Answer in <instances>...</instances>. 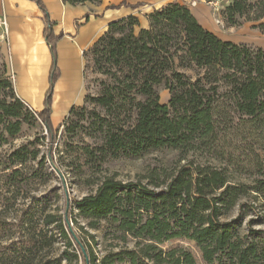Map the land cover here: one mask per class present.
Wrapping results in <instances>:
<instances>
[{
	"label": "trees",
	"instance_id": "16d2710c",
	"mask_svg": "<svg viewBox=\"0 0 264 264\" xmlns=\"http://www.w3.org/2000/svg\"><path fill=\"white\" fill-rule=\"evenodd\" d=\"M32 1L43 13L52 55L49 88L42 110L34 111L15 96L13 78L1 79L0 127L13 136L23 122L37 117L53 148L58 140L53 97L61 76L57 44L65 34L55 33L44 1ZM102 1L63 0L74 6ZM144 4L128 6L136 10ZM122 5L126 2L112 7ZM144 16L147 26L136 14L111 21L84 52V103L72 107L64 121L68 124L79 114L82 121L86 115L92 119L98 139L86 148L92 162L158 149L178 151L177 162L154 167L136 179L106 175L94 192L71 204L65 199L63 213L42 206L38 218L33 211L10 217L12 198H0V264H198L188 248L165 247L179 239L194 242L208 264H264L261 231L249 223L248 234H242L243 214L232 215L251 195L264 200V178L243 182L250 172L240 158L231 156L217 165L189 156L201 146L212 147L222 125L238 135L257 133L264 139V49L220 38L188 5L176 1ZM221 16L229 26L253 22L264 33V0H226ZM90 68L100 77L95 96L88 82ZM191 69L199 73L191 76L186 72ZM161 86L171 94L167 104L161 102ZM73 129L69 124L66 131ZM20 149L13 153L20 164L39 156L26 146ZM255 156L261 158L259 153ZM54 168L59 169L55 164ZM19 174L16 168L10 176ZM75 209L87 222L78 225L82 234L71 225L77 222ZM103 222L108 224L104 240L110 249L98 259V240L86 226L97 230ZM60 240L64 248L56 256Z\"/></svg>",
	"mask_w": 264,
	"mask_h": 264
},
{
	"label": "rangeland",
	"instance_id": "374dc122",
	"mask_svg": "<svg viewBox=\"0 0 264 264\" xmlns=\"http://www.w3.org/2000/svg\"><path fill=\"white\" fill-rule=\"evenodd\" d=\"M110 1L118 2L120 0ZM162 1L166 2L168 0ZM180 1L187 3L193 8V2H201L210 7L212 10L211 18L216 25V31L223 39L264 49V33L255 26V23L245 22L239 26H229L226 23L221 16V8L225 5L226 0ZM125 2L126 5L121 7L113 8L112 6L118 5L111 4L107 8H122L120 12L113 11L114 17H116L124 10L131 11L132 8L128 4H137ZM209 2L213 3L210 4ZM144 3V5L136 9V11L140 12L139 17L143 26L146 23L142 11L150 9V6L146 2ZM150 4L152 3L149 2ZM109 14H111V11L106 13L105 18H108ZM5 44L6 38L0 37V80L4 78L12 80L13 73L10 69L8 56L2 50ZM186 72L191 76L199 73L198 70L193 69ZM98 78L100 77L93 73L90 68L88 71V82L90 83L91 93L94 96L98 94L99 90ZM12 84L14 87V83ZM9 91V89L6 90L7 93ZM159 92L161 102L167 104L171 97L169 90L161 86ZM14 94L17 97L16 93ZM29 103L33 110L37 108L35 102ZM62 112V108L55 113L52 112L54 126L58 129V140L53 148L48 141L45 126L37 117H30L27 122H23L21 131L13 136L6 131H2L3 127H0V198H12L14 202L7 210L8 216L19 218L24 212L33 211L37 214L36 218H38V213L42 206L45 210L63 213L65 199L71 204L74 199H79L94 192L101 178L106 175L115 176L120 180L136 179L138 176L145 175L154 167L173 166L179 158L180 153L176 150L158 149L151 150L140 156L120 155L102 164L95 161L92 162L86 152V148L94 147L98 142L97 133L94 132L90 125L92 119L90 117L88 119V115H86L87 119L82 121V114H79L74 115L71 122L66 124L64 120H59ZM69 124H73L74 127L71 133L66 131ZM218 130L213 146L199 147L189 155L190 158H195L202 163L208 162L217 165L225 163L231 156L240 158L243 167L246 168L245 170L250 172L243 175V178H249L243 179V182L252 184L254 180H262L264 178V154L261 152V144L264 139L257 133L238 135L225 129L224 125ZM23 146H26L29 152H37L39 154L38 158L34 160L29 157L25 163L20 164L16 157L13 156V153ZM256 153L261 154V158H256ZM51 154L53 160L50 158ZM215 155H219L218 160L214 159ZM54 164L59 168L57 171L54 168ZM16 168L20 169V174L18 178H12L10 174ZM235 176H239V174L236 173ZM242 202L244 204L242 209L238 207L232 213L233 216L243 214L241 233L248 234L249 223H251L252 228L260 230L261 235L264 236V200L262 198H254L251 195ZM74 216L77 218V222L71 225L75 230H78V234H82L78 229V225H87V222L78 216L77 209L74 210ZM107 228L108 224L105 222L97 230H92L86 226V229L94 234L98 240V259L110 249L108 246L109 241L104 240ZM176 246H184L191 250L198 264H208L202 258V254L194 242L179 239L165 244L166 248ZM63 248L64 243L60 240L56 245L54 255L58 256L61 254ZM62 264H67V262L63 261ZM116 264L131 263L125 261Z\"/></svg>",
	"mask_w": 264,
	"mask_h": 264
},
{
	"label": "crops",
	"instance_id": "0c3cea01",
	"mask_svg": "<svg viewBox=\"0 0 264 264\" xmlns=\"http://www.w3.org/2000/svg\"><path fill=\"white\" fill-rule=\"evenodd\" d=\"M43 1L51 19L55 22V33L65 34L57 44L61 76L55 85L53 97V113L62 108L63 112L59 119L62 121L68 116L72 107L81 106L84 103L86 94L84 52L106 31L111 21L132 14L139 15L140 12L133 9L124 10L114 17L113 11L120 12L122 8L108 9L107 7L111 4L119 5L124 0L118 2L103 0L100 4L86 3L76 6L64 3L63 0ZM125 1L146 2L150 9L142 11L144 14L173 1L188 5L180 0ZM149 2L152 4L149 5ZM188 7L206 29L218 35L216 25L211 18L210 7L201 2H196L194 8L189 5ZM110 11L109 17L105 18L106 13ZM0 14L6 16L8 23V37L2 50L8 56L16 94L30 107L29 102H35L37 108L34 110L41 111L49 88V74L52 66V55L44 37L43 13L37 3L32 0H0ZM143 18L147 26L145 16Z\"/></svg>",
	"mask_w": 264,
	"mask_h": 264
},
{
	"label": "built area",
	"instance_id": "2783aa9c",
	"mask_svg": "<svg viewBox=\"0 0 264 264\" xmlns=\"http://www.w3.org/2000/svg\"><path fill=\"white\" fill-rule=\"evenodd\" d=\"M210 4L213 2H209ZM196 2H193V5H195ZM0 37L3 39H7L8 37V23L6 16L4 14H0ZM12 78L14 80V76L12 75Z\"/></svg>",
	"mask_w": 264,
	"mask_h": 264
}]
</instances>
